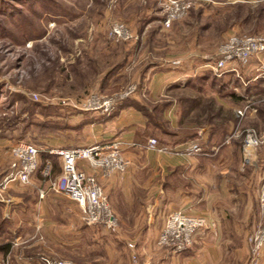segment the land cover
<instances>
[{
  "label": "rangeland",
  "instance_id": "obj_1",
  "mask_svg": "<svg viewBox=\"0 0 264 264\" xmlns=\"http://www.w3.org/2000/svg\"><path fill=\"white\" fill-rule=\"evenodd\" d=\"M3 1L6 6L2 8L3 12H0V184L11 167L13 160L10 150L15 144L27 142L39 148L37 143L40 142L41 133L48 122L58 120L66 111L70 112L67 116L76 113L71 108L62 110L58 100L78 101L89 93L111 97L134 86L136 91L129 97L132 98L140 90L142 71L147 67L188 66L192 72L196 69L199 73L203 64L215 59L217 50L230 34L264 37V0H192L193 6L186 16L167 29L162 26L161 0ZM5 11H9V14H5ZM5 15H10L13 20ZM116 22L127 25L138 39L120 44L108 41L106 34ZM175 61H180L179 65H172ZM238 70L243 82L256 76L264 77V54L258 59H251L247 65H238ZM110 71L117 73L104 85L105 82L101 81ZM225 81L234 83V78L226 77ZM234 86L233 84L230 87L234 89ZM239 92L243 93L240 90ZM206 95L218 97L211 90L199 95L190 89V92L188 90L173 95V100L177 102L178 112L182 113L186 106L179 105L185 99L198 100L201 97L199 101L204 104ZM246 98L255 102L252 108L249 107L245 111L242 118L237 117L236 112L244 110L248 102L229 103L228 110L237 118L231 120L228 133L215 146L214 149H218L215 152L216 158L208 159L207 169L198 177L200 182L194 184L198 186L203 182L213 186L219 183V171L224 165L234 171L231 179L235 176L242 180L244 204L240 211L235 209V217L232 218L237 232L231 233V244H234L236 253L233 249L228 255L232 259L236 254L239 264H247L249 257L247 236L264 222V213L260 207V196L264 189V145L248 155L247 161L240 146L241 133L244 130L251 128L260 133L264 131V93L257 87L252 88ZM198 110L193 114H197ZM32 112L33 116L30 115ZM189 112L186 113L188 115L185 119L184 116L181 117L182 124L195 128L181 129L180 134L197 133L205 128L203 125H197L195 121L192 122L191 117H188ZM34 120L36 124L32 126ZM200 121L205 123L203 118ZM27 123L32 126L28 130L29 135L20 138ZM162 129L172 131L165 124ZM57 131L50 130L47 134ZM229 138L230 142L225 144ZM130 166L131 162L128 169ZM149 175L147 174V177ZM144 176L146 177V174ZM6 189H1L0 186V194H4ZM256 190L257 201L253 195ZM210 193L209 202L200 201L193 209L199 214L207 215L213 227L199 232L189 248L197 246V242L202 243L205 239L226 237L225 224L219 216L211 212L220 192L217 188ZM250 198L253 206L251 211L246 208V204L251 202ZM76 208L79 210L77 206ZM164 208L162 201H159L155 208V221L152 225V231H157L155 238L154 233L150 234V238L146 234L147 231L137 232L131 225L123 229L112 211L118 220L115 233H106L100 227L87 226L82 222L86 232L84 235L87 234L85 228L90 229L88 241L84 240L82 247L73 251L74 255L70 250H63V257L54 259L67 260L73 264V257L78 264H151L146 262L145 242L149 239L154 243L153 251H162V248L159 249L156 245V238L166 216V213L163 214ZM97 232L102 238L111 235L118 238L123 236V241L113 242V248L110 250L104 249L103 246L94 248ZM22 233V238L25 239L26 229L22 230ZM24 242L22 239L18 240L13 248L11 256L19 258L16 264H24L23 258L27 256ZM128 243L134 244L133 251L127 248ZM107 254L111 256V260L106 259ZM132 254L136 256L135 261H132ZM8 263L13 264L11 260L0 264Z\"/></svg>",
  "mask_w": 264,
  "mask_h": 264
},
{
  "label": "crops",
  "instance_id": "obj_2",
  "mask_svg": "<svg viewBox=\"0 0 264 264\" xmlns=\"http://www.w3.org/2000/svg\"><path fill=\"white\" fill-rule=\"evenodd\" d=\"M192 71L188 66L147 67L142 71L141 87L138 93L129 98L123 105L124 107L116 109L111 115L99 116L89 113L84 116L76 112L67 116L70 112L66 111L65 115L56 120L61 121L62 125L58 131L41 138L37 143L41 149L38 169L29 184L26 186L10 185L4 194H0V247L3 244H9L13 252V248L17 245L16 242L22 239L25 241L26 251L31 258L39 255L60 258L63 257L61 253L63 250H70L74 255V252L82 247V242L88 241L90 229L85 228L87 234L84 235L86 232L83 230L80 211L62 194L51 190V183L59 176L61 167L59 158L50 154V150L94 144L106 145L118 141L121 143L124 156L131 162L126 173H114L108 178H103L98 171L92 170L83 163H79L78 166L87 174L96 177L107 197L109 207L119 219L120 227L131 225L137 232L147 231L148 237L154 233L153 238H155L157 231H152V225L155 221V208L159 201L165 204L163 214L166 213V216L163 224L170 213L178 210L208 218L207 215L199 214L193 208L200 201L209 202L210 192L213 189L218 188L220 192L215 205L212 203L214 208L211 212L219 216L225 224L226 237L224 239H205L202 243L197 242V246L179 255H173L166 249H161L160 253L153 251L154 243L148 239L145 242L146 262L151 264H239L236 254L232 259L228 255L233 249L236 253L234 244H231V233L236 231L232 218L244 204L243 194L245 192L242 191V180L235 176L231 179L234 171L224 165L219 171L221 173L219 183L213 186L203 182L198 186L194 185L195 182H200L198 177L207 169L208 159L216 158L215 152L218 149H214L215 146H213L214 155L209 156H186L181 153L183 144L187 143L183 139L189 134H180L179 130H194L195 127H185L180 122L182 121L179 116L181 113L177 110V102L173 100V95L176 96L188 90L190 92V89L194 90L189 85V80L198 74L207 72L201 70L198 73L196 69ZM257 78L264 77L256 76L247 82H243V79L240 81L243 86H246L252 84ZM110 84L112 85V81ZM205 84L199 83L197 87H208ZM233 90L235 93L242 91L241 88ZM215 101L224 110L229 109L227 108L228 102L219 97H216ZM163 104L166 107H162ZM142 110L153 117H146ZM193 113L189 112L188 117L192 118ZM163 124L172 131L163 130ZM197 137L198 139L192 142H198L201 147L208 144L209 132L206 128L197 132ZM152 138L168 147L171 150L170 153L162 154L147 150V142ZM46 168L49 171L45 177L42 174ZM147 174L150 175L147 177ZM215 177L219 178V176ZM41 192L44 193L42 198L39 197ZM257 192L256 190V194H253L256 201ZM199 193L202 195L200 196ZM152 200H154L153 203ZM250 201L246 204V208L251 211L253 208L251 198ZM24 229L27 233L26 240L23 239L22 230ZM96 234L98 237L95 239L94 248L103 246L104 249L110 250L113 248V242L123 241V236L118 238L111 235L102 238L99 232ZM247 248L249 251V247ZM0 256V263L9 260V257L5 258L1 251ZM73 258V262L78 264V261ZM106 259L111 260L112 258L107 254ZM258 264H264V249Z\"/></svg>",
  "mask_w": 264,
  "mask_h": 264
},
{
  "label": "built area",
  "instance_id": "obj_3",
  "mask_svg": "<svg viewBox=\"0 0 264 264\" xmlns=\"http://www.w3.org/2000/svg\"><path fill=\"white\" fill-rule=\"evenodd\" d=\"M161 4L162 26L166 29L185 17L193 6L192 0H161ZM106 36L108 41L113 44L128 43L138 39L127 25L119 22L110 26ZM263 54V36L250 37L230 34L217 50L215 59L203 64L201 70L211 73L217 79L226 74H233L242 81L238 65H247L251 59H258ZM179 63L180 61H175L172 65L177 66ZM135 91L136 88L132 86L111 97L89 93L78 101L60 99L58 103L62 109L71 108L72 111L78 113L109 116L122 101L133 95ZM34 99H37L36 96ZM248 109L249 105L244 110H238L237 117L242 118ZM236 134L239 135L238 132ZM241 137V147L247 161L248 155L250 156L252 152L264 145V131L260 133L249 128L241 133ZM230 139L226 140L225 144H228ZM146 148L162 154L171 151L153 138L148 140ZM39 150L37 146L25 142L15 144L11 148L10 154L13 161L8 174L0 184L1 189H6L13 184L20 186L29 184L38 169ZM181 153L186 156H198L203 154V149L198 142L191 141L183 144ZM50 154L59 158L61 167L60 175L51 183V190L62 194L79 208L81 221L85 225L100 227L106 233H115L118 229V220L108 205L103 189L98 184L96 177L87 174L78 164L83 163L92 170L98 171L103 178H108L114 173L124 174L128 170L130 161L124 156L121 143L113 141L106 145L56 148L50 150ZM48 171L49 169L46 168L42 175L46 177ZM43 195L44 193L41 192L39 197L42 198ZM260 207L264 213V191L260 196ZM212 227L213 223L204 216L187 214L181 210L174 211L168 215L159 231L156 245L168 250L173 255H179L189 249L199 232ZM246 243L249 247L247 264H258L264 249V222L247 236ZM127 248L133 251L134 244L128 243ZM39 260L41 264H73L67 260L54 259L44 255H41ZM132 261H135L133 254Z\"/></svg>",
  "mask_w": 264,
  "mask_h": 264
},
{
  "label": "trees",
  "instance_id": "obj_4",
  "mask_svg": "<svg viewBox=\"0 0 264 264\" xmlns=\"http://www.w3.org/2000/svg\"><path fill=\"white\" fill-rule=\"evenodd\" d=\"M4 6H6L5 2L3 0H0V12H3L2 8H4ZM5 12H6L5 14H9L8 13L9 11L8 12L5 11ZM5 16L10 17V15H5ZM10 19L13 20V18H11V17H10ZM113 71L106 73V75L104 76L103 80L101 81V82H105L104 85L106 83H108L109 79H111L117 73L116 71L115 72H113ZM83 73H85V72H83ZM227 75L229 78L230 77L234 78V83H229L226 81L224 82ZM251 79H253V78H248L244 82H247ZM199 83H202V84L206 83L208 85L207 90H211V92L213 91L219 98H221L225 102L235 103V104H241L243 102L244 103L248 102L247 105H249V107H251V108H252L255 101L253 102V100H252L250 102L248 99H247L248 101L246 100V96H248L250 90L252 88L256 89V87H257L258 89L262 90L264 93V78H257L252 84H248L246 86H243L242 82L240 83V79L236 78L233 74H226L223 77L217 79V78L213 77L211 75V73L204 72V73L198 74L195 78H192L189 80V85L194 89L193 91L196 93L198 92L199 95H202L207 90H206V88L197 87V84H199ZM233 84L235 85L234 88H241L243 93H241V94L235 93L234 90L230 87ZM103 87L104 86H102V87L100 86V88H103ZM127 100H129V99H125L124 101H122L115 108V110L124 107L123 105L125 104V102ZM199 100H201V97L198 98V100L196 98L185 99L181 103V106H186V108H185V110H182L180 117L184 116V119H185L186 115H188V114H186L187 112H189V111L194 112L195 110L199 109L197 111V114H194L193 115L194 117L191 119H192V122L195 121L197 125H203L209 132L208 144H206L205 146L204 145L202 146L203 147V154L202 155H208L209 156V155H213L212 147L218 145L220 143V140H222V138L228 133V129L230 127L229 124L232 123L231 120L234 119V117L235 118H237V117L235 115H232L231 111L224 110L223 107L217 105L214 96H210V95L204 96V104H201ZM34 107L35 106H33V109H34ZM162 107H166V105L163 104ZM143 113L146 114V117H149V118L153 117V116L149 115L146 111H143ZM33 114H34V112H32L30 115L33 116ZM49 114H51V113H49ZM45 117H47V115H45ZM156 118H157V116H156ZM201 118L204 119L205 123H202L200 121ZM35 122L36 121L34 120V123L33 124L31 123L32 126L36 124ZM180 122L182 123V121H180ZM29 124L30 123H27L23 127V131L21 133L20 138H25L26 135L27 136L29 135L28 130L32 127V126H29ZM37 125H39V124H37ZM60 126H62L61 123H59L57 121L48 122V124L44 128V132L41 133L42 134L41 138L48 136L47 131L58 130L60 128ZM195 139H198L196 132L193 134L189 133V136L184 138L183 140H184V142H188L189 140L192 141ZM25 143H27V142H25ZM241 144H240V146H241ZM241 149H242V147H241ZM39 151H40L39 152V157H40L41 149ZM0 251L3 253V256L5 258L9 257V261L11 260V263L16 264V261L18 259L11 256L12 250H11V246L9 244H3L0 247ZM26 255L27 256L25 258H23L24 262L22 261L24 264H41V262L39 260L41 255L36 256L34 258L33 257L31 258V256H28L29 254L27 251H26ZM44 256H47V255H44ZM14 259H15V261H14Z\"/></svg>",
  "mask_w": 264,
  "mask_h": 264
}]
</instances>
